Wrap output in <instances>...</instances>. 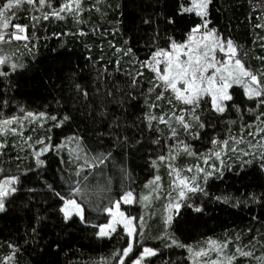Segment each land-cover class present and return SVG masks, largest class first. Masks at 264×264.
<instances>
[{
    "label": "trees",
    "instance_id": "trees-1",
    "mask_svg": "<svg viewBox=\"0 0 264 264\" xmlns=\"http://www.w3.org/2000/svg\"><path fill=\"white\" fill-rule=\"evenodd\" d=\"M67 1L6 10L11 17L6 33L19 24L27 39L6 35L0 45L9 42L29 51L15 58L22 67L13 70L8 62L0 70L7 73L0 75V121L35 114L41 122L31 129V140L37 148L43 138L50 148L39 156V164L37 149L22 150L16 138L0 131V180L16 176L14 186L20 191L13 200L16 210L3 211L0 218L14 213L17 220V211L23 218L19 226L11 225L14 236L0 238V264H119L118 253L129 244V235L118 224L109 238L98 237L99 225L110 219L106 209L126 192L146 191L155 173L163 175L162 187H168L170 177L159 160L171 150L182 152L185 143L194 150L227 146L228 153L207 171L213 175L205 180L206 173L201 174L192 183L204 192L181 201L170 224L156 202L121 203L136 223L133 252L125 264L146 245L157 249V255L146 258L148 264H189L187 246L203 248L211 239L228 237L244 252L261 254L264 96L249 99L242 86L233 85V99L223 113L215 111L210 96L197 106L187 105L171 90L155 86L160 82L152 68L137 64L169 49L170 41H185L201 24L195 13L182 12L189 0H84L79 11L61 12L62 19L51 15L52 6ZM6 2L0 0V6ZM208 13L210 28L234 42L248 69L264 73V0H212ZM179 116L192 128L185 130ZM61 140H70L82 158L57 151ZM186 157L182 153L179 161L187 164ZM76 187L80 193L73 192ZM68 198L82 204L84 222L75 216L65 221L60 209ZM29 209L37 214L34 220Z\"/></svg>",
    "mask_w": 264,
    "mask_h": 264
},
{
    "label": "snow or ice",
    "instance_id": "snow-or-ice-1",
    "mask_svg": "<svg viewBox=\"0 0 264 264\" xmlns=\"http://www.w3.org/2000/svg\"><path fill=\"white\" fill-rule=\"evenodd\" d=\"M47 0H7L5 4L0 6V29L9 28V19L7 12L5 10L11 11L15 8L20 7L22 4L27 3L29 5H44ZM73 2L75 4L76 11L80 9L81 0H70L60 8L59 11H53L51 15L57 18H63L60 16V12L73 11ZM191 7H186L182 9L183 13H195L196 16L200 17L201 24L193 27L185 42L177 43L175 41H170L169 49H159L153 53L151 57V62H146L145 66L151 67L154 63L156 65L153 68L156 79L160 82L156 84V87H163L165 90H171L175 94V98L184 104L197 106L204 98V96H210L212 104L214 105L215 111L223 113L227 110V102L231 101L233 97L229 93V89L233 85H240L245 89V92L249 99L258 98L264 96V73L255 74L250 69L246 68L244 63L237 57V46L231 39L224 40L221 36L217 35L215 29H209L208 25L210 21L208 20V9L212 0H190ZM35 19V17L33 18ZM44 19H48V15L44 16ZM168 23H174V20L169 18ZM12 28L19 32H24L26 29L21 27L19 24L11 25ZM199 34V36L197 35ZM6 35L12 39H21L22 37L17 34L16 31L12 33H5L0 31V41L6 39ZM27 39V37H23ZM131 51L130 49L128 50ZM224 54L223 60L216 59V52ZM8 63V58L0 56V66ZM163 64V70H161L160 65ZM13 70H16L18 66L16 64L10 65ZM0 75H7V73L0 72ZM79 87V86H77ZM163 96L161 93L160 99ZM264 102V101H262ZM194 111V108H193ZM32 116V113H28ZM43 115V114H41ZM52 119H55L53 117ZM67 119V118H65ZM155 119V117H153ZM162 122L163 117L160 118ZM179 122L183 125L185 130L192 128L190 123H186L184 116L177 117ZM199 120V117H195ZM12 123V120H4L0 122V131L5 130V127ZM199 127H203V124H199ZM173 136H176L175 130H173ZM225 145L227 141L224 142ZM45 148L43 151H47ZM185 151H188L187 146H185ZM189 154H193L189 152ZM247 154V153H246ZM39 156V153H37ZM216 156L219 157L220 153L217 152ZM161 159H164L161 157ZM39 164L43 161L38 160ZM103 161H101L102 163ZM250 163V161L248 162ZM191 171V169H189ZM203 172L204 169H199ZM213 175L212 172L206 173L204 179L206 180L208 176ZM159 180V177L156 178ZM177 179L179 180V197L183 199H188L189 194H194L197 192H204V189L199 187L198 184H192L191 181L195 180V177L180 178L177 172ZM18 183L17 177H11L9 179L0 182V212L5 211V201L6 199L17 191L14 186ZM74 193H80L81 189L76 187L73 189ZM206 195V193H204ZM147 199V197H145ZM123 203L130 204L133 202L132 193H127L123 198ZM120 201L116 202V209L119 210ZM170 207L179 208L180 204L170 205ZM196 211H201L200 208H196ZM65 221H70L73 217H78L81 222L85 220V210L81 203L77 202L75 198H68L64 200L63 206L60 209ZM108 212H112V209H106ZM120 219L117 220L113 216V222L100 226L98 235L100 237H109L113 232L116 231V224L122 223L124 228L127 230L128 235L135 238V232L132 227V222L135 218H125L122 212L119 213ZM172 217L168 216L166 223H171ZM173 244H177L176 240L172 241ZM213 245L211 250L222 251L223 248L227 247V243L223 245H217L216 242H210ZM183 247V245H180ZM134 245L129 243L128 247L125 248L122 257L129 256L133 252ZM189 251H192L189 248ZM236 252L241 256H251V252H244L237 248ZM157 255V252L152 248L144 247L139 258L133 261V264H142L145 257H152ZM195 256L207 255L204 250L194 253ZM11 261L12 256L6 258ZM236 259V256L228 257V264H231L232 260ZM119 264H125L123 258L120 259ZM215 264V262H214Z\"/></svg>",
    "mask_w": 264,
    "mask_h": 264
},
{
    "label": "rangeland",
    "instance_id": "rangeland-1",
    "mask_svg": "<svg viewBox=\"0 0 264 264\" xmlns=\"http://www.w3.org/2000/svg\"><path fill=\"white\" fill-rule=\"evenodd\" d=\"M69 2H70V0L61 4L59 7H55V6L51 5L52 6L51 13L54 10L59 11L62 6H64L66 3H69ZM83 2H84V0H81L80 7L83 5ZM186 7H191L190 0H189L188 4L184 5V8H186ZM74 9L75 8L73 7V11H71V12H68V11L65 12L64 11V12H62V14L60 12V14L61 15H63L64 13L70 14V13L74 12ZM8 17H10V16H8ZM10 20H11V17L9 19V24H10ZM208 20H209V18H208ZM21 27H23V26H21ZM208 28L212 29V28H210L209 25H208ZM0 31H3L5 33L9 32L8 29H0ZM12 31L13 32L16 31L18 35H20L21 37H25V31L19 32L14 28L12 29ZM197 35L199 36V34H197ZM185 41H183V42H185ZM183 42H181V43H183ZM25 47H27V46H20L17 44H10L9 42H4V43H2V45H0V56L7 57L9 63H12V64L14 63V64L18 65L15 58L17 56H23L24 54H26L29 51V49L26 50ZM151 57L148 58L146 62H151ZM237 57L239 59H241L238 56V54H237ZM216 59L217 60H223L224 54L217 51L216 52ZM120 61H126V59L120 58ZM241 61L244 63L243 59H241ZM146 62L143 63L142 61H140L137 64H139L140 67H144ZM244 65H245V63H244ZM3 66H0V70L2 69ZM155 67H156V65L153 63L150 68L153 69ZM160 67H161V70H163L164 65L161 64ZM245 67L248 68L246 65H245ZM229 93L231 95L230 89H229ZM213 107H214V105H213ZM42 117H44V116H42ZM4 120H12V123L7 125L5 127V130H3V131L7 136L10 135L13 139L16 138L15 143L18 144V147H20L19 143L22 144V148H21L22 150L26 149V148H30V149L33 148L34 152H35V150L37 149V153H39V156L42 153L46 152V151H43V149L47 148L49 150L50 142H48L47 140L40 138L38 140L39 147H37V148L35 147V142L33 140H31V137H30L32 134L31 129H33L35 127L34 126L35 124H38L41 122V119L37 118V116L35 114H33L32 116H29L28 114H23V115H19V116H12V117L3 119L2 121H4ZM6 130H9V132ZM69 141L61 140V142L58 145H56L57 151H59V152L66 151L69 158H72L73 160H76L77 157L82 158L81 154L77 150L78 148L73 149V145L71 144V141L70 142ZM3 143L4 142L0 141V150H1V148H3L2 147ZM215 145L216 144H214L213 146H211L210 148H207V149L194 150L191 147L192 146L191 143L190 144L185 143V144H183V147L180 148V149H182V152L179 151L178 154H176L175 152H173L171 150V152L168 155L163 156L164 159L160 158V160H159L160 164L166 165L167 174L170 177L169 184L167 185L168 187H165V189L162 187L163 186L162 185L163 180L161 181V179H162L163 175L155 173V175L152 177V179L146 183V191H143L140 194H135L134 192H130V193H132V199H133L132 204L135 202H141L144 205H149L151 203L156 202L159 204V206L163 207L166 210V213L168 216L171 215V217H172V215L174 214V209L176 207H170V205H175L177 203L180 204L181 201L185 200V199L182 200L179 197L180 187L178 186L179 180L177 179V172H178L179 177L181 179L184 177H188L191 180V178L195 177L194 181H196L197 178L201 174L208 173L207 171L209 169H211V170L216 169V167L214 168V165H216V163L218 161H221V164L223 163L222 159H223V157H225V153H228V149H227V146H225V150H224V148H218L217 146H216V148L213 149L212 147H214ZM185 146H187L188 151H185ZM71 152H74L77 155L72 154ZM189 152H191L193 154L190 155ZM217 152L220 153L219 157L216 156ZM37 153H36L35 157L37 158V161H38V160H40V158H39V156H37ZM182 153H184L187 156L186 157V163L187 164L181 163L180 162L181 160L179 161V156H181ZM189 169H191V171H189ZM199 169H204V171L201 172V171H199ZM157 170H161V167L157 166ZM159 175H160L161 179L159 178V180H157L156 178L159 177ZM11 177H16V176H14V175H2L0 182H2L3 180L9 179ZM194 181H191V182L193 183ZM154 186H157V188H155ZM19 192L20 191L17 190L14 194H12L11 196H9L6 199L5 211L11 210L12 212H14L16 210V208H17L16 200L14 202H13V200L19 194ZM127 193H129V192H126L121 197V199L119 200L120 201L119 210L116 209V203H115V205L110 208V209H112V212H109L110 213L109 221L106 223L100 224L99 228L102 225L112 223L113 222V216H115V218L117 220H119L120 219V216H119L120 212H122L124 214L125 218H128V217L134 218V216L127 215L125 212H123L121 207H120L121 203L123 202L122 198ZM145 197H147V199H145ZM29 210L33 213L34 218L32 220H34L35 216L37 215L36 212L34 211V209H29ZM17 212H18L17 220L12 219L14 213H12L11 216L7 215L3 218H0V238L5 239V240H9V238L12 235V234H10L11 225L19 226V223H21V221L23 220V218H21V214H19V211H17ZM0 213H2V212H0ZM1 216L2 215H0V217ZM9 220H11V223ZM119 224H122V223H119ZM117 225L118 224H116V226ZM130 227L133 228V230L136 234V223L134 220H133L132 225ZM12 236H14V235H12ZM98 237L99 238H105V239L109 238V237H100L99 235H98ZM130 242L133 243V245H134L135 238H133L132 236H129V243ZM210 242H216L217 245H223V244L227 243V247L223 248L222 251H219V252L214 251V250H211L213 248V245ZM210 242L208 243V245L206 247H203V248H195L193 246H187L188 253H189V264H214V262H215V264H228L227 258L232 257L233 255L236 256V259L232 260L231 264H264V250H261L260 251L261 254L256 255V256L254 253H252L251 256H241V255H239V253L236 252V249L239 248L242 251H244V250L240 247V245H238L237 242L233 241L230 237L223 240V242H219L217 240H212V239ZM128 245L125 248H127ZM184 246H186V245H184ZM144 247L152 248L153 250L157 251V249L152 247V246L146 245ZM189 248H191L192 251H189ZM124 249H122L121 254H122ZM201 250L206 251L207 255H203V256H195L194 255L195 252H198ZM142 251H141V253H142ZM141 253H140V255H141ZM140 255L137 256L135 259H133L131 264H133V261H135L137 258H139ZM121 258L124 259L125 257H122V255H120V259ZM146 258L147 257L144 258V260L142 261V264H148L146 261ZM120 259H119V261H120Z\"/></svg>",
    "mask_w": 264,
    "mask_h": 264
}]
</instances>
